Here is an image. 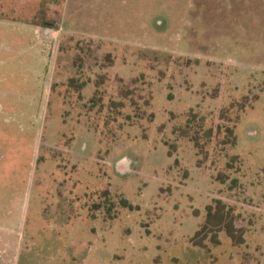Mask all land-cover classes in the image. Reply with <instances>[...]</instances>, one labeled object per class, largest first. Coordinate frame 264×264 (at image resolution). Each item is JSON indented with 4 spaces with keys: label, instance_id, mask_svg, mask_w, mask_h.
Wrapping results in <instances>:
<instances>
[{
    "label": "rangeland",
    "instance_id": "374dc122",
    "mask_svg": "<svg viewBox=\"0 0 264 264\" xmlns=\"http://www.w3.org/2000/svg\"><path fill=\"white\" fill-rule=\"evenodd\" d=\"M5 183L28 201L14 264H264V0H0ZM217 201L234 242L193 246Z\"/></svg>",
    "mask_w": 264,
    "mask_h": 264
},
{
    "label": "crops",
    "instance_id": "0c3cea01",
    "mask_svg": "<svg viewBox=\"0 0 264 264\" xmlns=\"http://www.w3.org/2000/svg\"><path fill=\"white\" fill-rule=\"evenodd\" d=\"M34 32H38V28L34 29ZM39 34V33H38ZM44 47L46 48V42L42 41ZM46 50V49H45ZM56 58V57H55ZM53 83V80H52ZM51 82L47 81L42 85V90L40 91V95H42V99L39 103L40 108H47V100L48 96L51 98ZM49 98V100H50ZM48 100V101H49ZM35 108V107H32ZM31 133V130H30ZM25 140L22 139L23 142L30 141L31 143L35 144L38 137L34 134H28L27 136H24ZM23 137V138H24ZM20 146L22 147L21 151L24 152L27 148L20 143ZM28 149V154H29ZM36 152V151H35ZM34 152V155H35ZM33 155V154H32ZM34 155L32 156V160L34 158ZM19 159L16 160V156H13V154L7 158V168L5 170H8L9 173L13 174V179H16L15 173L21 172L22 166L25 165V161L21 157H18ZM28 159L30 161L27 162L29 166L32 164V160L28 156ZM18 164L17 171L15 172V165ZM123 165H127V162L124 160ZM119 167L122 168L121 164ZM11 183H5L4 186L1 188L0 185V264H14V259L16 256L17 250H19V246L22 241V230L25 224V220L27 217V202L25 198H22L21 195H19L18 192H15L13 188L16 186V183L12 186Z\"/></svg>",
    "mask_w": 264,
    "mask_h": 264
},
{
    "label": "trees",
    "instance_id": "16d2710c",
    "mask_svg": "<svg viewBox=\"0 0 264 264\" xmlns=\"http://www.w3.org/2000/svg\"><path fill=\"white\" fill-rule=\"evenodd\" d=\"M77 81L75 79H70L68 82V88H74L77 91L83 90L85 88V84H76ZM99 87V84L96 83V88ZM125 95L123 92L121 94V96ZM102 101L98 100V92L95 93V95L92 97V99L88 102L87 105L83 106V108H86L89 112L92 111L93 109H96V107L100 106V110H106V112L111 114L109 115V117L113 116L114 114L113 111H118L119 107H116V103L112 102L110 103V105H108L107 107H104V105L101 104ZM119 105V104H118ZM122 106V105H119ZM116 114V113H115ZM153 118V115H150L149 118H147V120L149 122H151ZM138 120H143L146 119L145 115L141 116L140 118H137ZM137 120V121H138ZM130 121V116H127L124 118V120L122 119V124L120 125L119 129H123L125 126H135L133 123L129 124ZM190 123H191V119L187 120L185 129H188L190 127ZM126 124V125H125ZM87 129L94 131V133L96 134V136L102 140L103 137L105 136L103 133V131L105 130L104 128L100 130V127L98 128V126H91V125H87L86 126ZM227 132L229 133V141L230 142V146L234 147L236 145V139L234 137V130L232 129H228ZM214 135V132L212 129H209L207 131L204 132V137L205 139H208L209 141L212 140ZM180 139H188L191 143H193L195 145V149L199 150L198 147V143L196 140H194V138L189 137V136H185L184 134H182L180 137ZM201 165V162H198V167ZM220 202H214L213 205L208 206L206 208V220L204 221L203 224H201L199 226L198 231L195 233V235L193 236V238L191 239V243L193 246L196 247H200V248H205L206 245L204 243V241L206 240V238L210 237V241L214 244V245H218L217 241H216V234L218 232H221L222 230H224L227 234V236L229 237V239L234 242V230L233 227L230 223H226V216H228V212H225V210L222 209V207H220Z\"/></svg>",
    "mask_w": 264,
    "mask_h": 264
}]
</instances>
